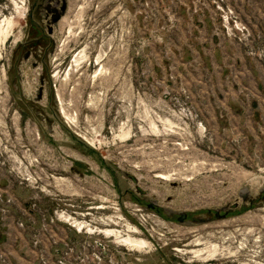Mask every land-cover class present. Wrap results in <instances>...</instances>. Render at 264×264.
Returning <instances> with one entry per match:
<instances>
[{
  "label": "rangeland",
  "instance_id": "1",
  "mask_svg": "<svg viewBox=\"0 0 264 264\" xmlns=\"http://www.w3.org/2000/svg\"><path fill=\"white\" fill-rule=\"evenodd\" d=\"M0 264H264V0H0Z\"/></svg>",
  "mask_w": 264,
  "mask_h": 264
},
{
  "label": "bare ground",
  "instance_id": "2",
  "mask_svg": "<svg viewBox=\"0 0 264 264\" xmlns=\"http://www.w3.org/2000/svg\"><path fill=\"white\" fill-rule=\"evenodd\" d=\"M126 240H127V239H126ZM127 242H128V241H127ZM132 242H133V241H132ZM133 243H134V242H133ZM137 244H139V243H137ZM130 245H135V244H132V243H131Z\"/></svg>",
  "mask_w": 264,
  "mask_h": 264
},
{
  "label": "flooded vegetation",
  "instance_id": "3",
  "mask_svg": "<svg viewBox=\"0 0 264 264\" xmlns=\"http://www.w3.org/2000/svg\"><path fill=\"white\" fill-rule=\"evenodd\" d=\"M72 5H73V3H72ZM72 5H71V6H72ZM64 18H65V17H64ZM64 18H63V19H64ZM63 19H62V20H63Z\"/></svg>",
  "mask_w": 264,
  "mask_h": 264
}]
</instances>
